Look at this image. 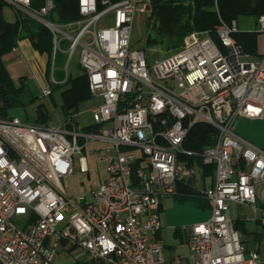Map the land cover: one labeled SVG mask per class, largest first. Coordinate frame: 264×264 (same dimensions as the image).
I'll return each mask as SVG.
<instances>
[{
  "label": "built area",
  "instance_id": "2783aa9c",
  "mask_svg": "<svg viewBox=\"0 0 264 264\" xmlns=\"http://www.w3.org/2000/svg\"><path fill=\"white\" fill-rule=\"evenodd\" d=\"M3 1L51 32L53 64L68 44L67 71L80 48L92 100L101 102L91 109L95 125L84 129L73 119L59 126L0 119V264H56L63 243L88 255L73 264H184L165 257L162 205L200 170L190 159L215 171L203 191L210 218L185 228L190 264H264L231 217L233 203L264 213L257 191L264 150L233 130L239 118H264V54L245 53L234 38L238 22L218 30L221 46L208 32H192L181 50L149 63L132 33L137 13L154 16L153 0H78L80 18L68 23L47 20L53 0L40 8ZM107 17L114 25L98 28ZM258 28L264 34V15ZM51 81L61 83L54 69ZM198 124L216 132L200 153L184 147ZM75 157L81 174L94 173L90 158L105 165V180L91 181V202L70 204Z\"/></svg>",
  "mask_w": 264,
  "mask_h": 264
},
{
  "label": "trees",
  "instance_id": "16d2710c",
  "mask_svg": "<svg viewBox=\"0 0 264 264\" xmlns=\"http://www.w3.org/2000/svg\"><path fill=\"white\" fill-rule=\"evenodd\" d=\"M53 1L55 7L47 20L54 23H68L80 18L78 0ZM153 4L155 12L151 22L148 23L149 34L146 44L148 47L158 46L164 50L173 48L176 52L181 50L186 36L192 32H208L221 46L217 32L223 23L231 24L245 15H256L258 18L264 15V0H218L217 5L216 0H153ZM7 5L5 1L0 0V119L10 118V109L24 104L23 87L17 88L13 82L5 57L16 49L20 40L25 38L32 41L39 53L49 54L51 58L53 54L51 32L43 24L28 25L19 19L15 22L7 21L4 16ZM33 5L40 8L44 5V1L33 0ZM234 38L245 53L252 57L260 56L257 33L241 32L235 34ZM60 82L54 86L60 87L62 83L69 86L63 93L65 120H67L79 113L81 103L92 100L93 97L88 76L84 71L76 78L67 76ZM2 88L5 89L6 94ZM49 119V114L43 105L38 107L35 124L47 125ZM215 133L211 126L198 124L190 131L184 147L186 150L200 153L213 145L212 136ZM190 162L199 166L204 178L215 175L214 168L204 166L200 159H190ZM179 187L180 194L177 197H181L182 201L194 197L201 206L206 202L201 196L204 195L203 191H198L191 183H182ZM235 224L238 231L243 229L247 233L243 221H236Z\"/></svg>",
  "mask_w": 264,
  "mask_h": 264
},
{
  "label": "rangeland",
  "instance_id": "374dc122",
  "mask_svg": "<svg viewBox=\"0 0 264 264\" xmlns=\"http://www.w3.org/2000/svg\"><path fill=\"white\" fill-rule=\"evenodd\" d=\"M43 1V0H41ZM5 19L9 22H15L17 19L24 21L28 25L42 24L41 21L33 18L25 11L15 8L11 5H7L4 9ZM113 19L107 17L98 25V28L112 27ZM151 19L146 18L145 15L137 13L132 33V46L136 49H142L146 53V57L149 63H154L157 60L166 58L176 52V49H160L161 47L147 46L146 40L149 34L148 23ZM238 29L240 32H255L258 34V53L264 54V34L259 33L258 28V16L245 15L238 20ZM175 42L172 41V44ZM68 44L62 45V50H59L56 61L52 62L51 70H49L52 76V69L55 72V78L57 81H62L69 78H76L82 74L80 66V48L76 50L74 57L72 58L68 70L66 71V64L68 61V54L65 52ZM146 49V50H145ZM17 88L23 87L22 101L23 105L12 108L9 111L10 117H18L25 123L35 124L37 121V109L43 105L45 111L49 114V125L59 126L65 119L64 111V98L63 93L68 89V85L51 86L53 95L45 96L44 88L40 80L31 75L26 84H22L17 80L14 82ZM100 99L88 100L80 105V111L73 119L79 129H84L95 125V121L92 115V107L100 103ZM233 130L245 140H250L261 147H264V118L259 120H252L246 118H239L235 124ZM251 143V142H250ZM255 145V144H254ZM257 146V145H256ZM260 148V147H259ZM75 161V173L79 174L78 158H74ZM90 166H94L93 160L89 159ZM97 169V168H96ZM98 169L96 173H98ZM201 171L196 173L195 187L198 191H204V183L201 178ZM260 200L264 203V185L257 187ZM203 194V193H202ZM204 201H207L204 195H201ZM91 197L88 196V200ZM264 213L261 211L256 214L250 207H241L236 203L231 205V217L234 221H243L247 233L243 229H240V235L248 251H258L262 262L264 263ZM211 216V210L209 207L202 208L199 202L194 197H189L187 200L182 201L181 197H169L164 199V208L162 213V237L164 238L167 247L177 249L179 246L185 247L188 242L186 227L197 223H203L207 221ZM259 219V222L257 220ZM24 219L14 220L18 225H21ZM66 251L64 252L68 256H59L60 249L55 258L56 264L68 263L71 260L84 261L88 255L83 252L81 248H73L70 244H62ZM169 248H166L164 254L166 259L169 258Z\"/></svg>",
  "mask_w": 264,
  "mask_h": 264
},
{
  "label": "crops",
  "instance_id": "0c3cea01",
  "mask_svg": "<svg viewBox=\"0 0 264 264\" xmlns=\"http://www.w3.org/2000/svg\"><path fill=\"white\" fill-rule=\"evenodd\" d=\"M15 8H17V7H15ZM261 55L262 54H260V56ZM260 56H256V57L251 56V58L252 59H258V58H260ZM5 60L7 61L8 70L10 72L12 79H13V82L19 80V81H21L22 84L25 85L27 79L31 75H34L35 77H37L40 80L42 87L44 88V91L47 88H51V86L53 85V83L51 81L52 76L49 72V70L51 69V66H52L53 59L51 58V56L49 54L39 53L34 48V45L29 38H25V39L20 40L16 49L11 54L7 55L5 57ZM52 95H53V93H52ZM257 120H259V119H257ZM248 142H251L252 144L257 145V147H260L261 149L264 150V147H261L260 145L254 143L250 140H248ZM93 163H94V166L92 165L91 169L94 170V173H87V174L79 173L77 175H76V173H74V175H72L68 179L67 194H68L70 204H77L81 201L82 198H84L85 202H91L93 200V192H92L93 187L91 185L92 179H96L98 181H104L105 180V178H106L105 165L104 164L97 165L94 160H93ZM96 168L99 170L98 173H96V171H97ZM201 175H202L201 180L204 183L203 189H207L208 187H210L214 184V179H215L214 176L204 178L202 171H201ZM188 183H191L193 185V187H195L196 176L193 180H190ZM88 196L91 197L90 200H88ZM201 207L202 208L209 207L211 210V205H210L208 200ZM163 208H164V201H163V205H162V213H163ZM258 221H259V219L257 220V222ZM52 242H53V239H50L49 244H52ZM166 248H169L168 253H170L169 258H167L168 261H174L175 257L177 255H179L182 257V259H183L182 262L184 264H190V260L188 258V256H189L188 244H186L184 248L181 246H179L177 249L170 248V247H166ZM60 250H61L59 252L60 257L68 256L67 254L64 253L66 251V249L63 245L60 248ZM61 254H63V255L61 256ZM77 261H78L77 259L74 261L71 260L70 262L63 263V264H73Z\"/></svg>",
  "mask_w": 264,
  "mask_h": 264
},
{
  "label": "water",
  "instance_id": "95a60500",
  "mask_svg": "<svg viewBox=\"0 0 264 264\" xmlns=\"http://www.w3.org/2000/svg\"><path fill=\"white\" fill-rule=\"evenodd\" d=\"M2 91L4 92V94H6V92H5V89H4V88H2Z\"/></svg>",
  "mask_w": 264,
  "mask_h": 264
}]
</instances>
